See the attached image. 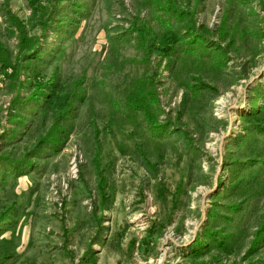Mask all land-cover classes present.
Segmentation results:
<instances>
[{
    "label": "rangeland",
    "instance_id": "374dc122",
    "mask_svg": "<svg viewBox=\"0 0 264 264\" xmlns=\"http://www.w3.org/2000/svg\"><path fill=\"white\" fill-rule=\"evenodd\" d=\"M0 264H264V0H0Z\"/></svg>",
    "mask_w": 264,
    "mask_h": 264
}]
</instances>
